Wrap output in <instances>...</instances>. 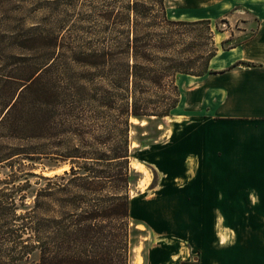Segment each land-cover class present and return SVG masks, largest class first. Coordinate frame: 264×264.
<instances>
[{
	"label": "rangeland",
	"instance_id": "obj_1",
	"mask_svg": "<svg viewBox=\"0 0 264 264\" xmlns=\"http://www.w3.org/2000/svg\"><path fill=\"white\" fill-rule=\"evenodd\" d=\"M133 1L135 0H0V118L4 113V104L16 86L38 62L43 60L46 55L43 53L45 45L52 36H55L58 41L54 54L64 55L69 66H73L72 60L69 59L71 53L78 49L89 50L96 46L108 45L115 36L121 35L122 29L130 28L135 14L128 10L126 4H132ZM137 2L139 35L145 37L146 32L152 30L153 42L161 45L169 41L163 16L177 19L179 17H175V14L188 13L183 7L184 4L198 3V0H164V11L158 0H137ZM204 4L200 5L202 10L211 9V5ZM128 12H130L129 20L126 17ZM153 20L155 22L163 20V22L158 26L154 25L155 22L151 27L148 26V22L151 23ZM223 20L226 19L216 18L213 22L209 20L210 29L204 23L169 25L168 30L172 32L173 38L169 42L174 41L176 48L180 50L191 47L188 52L196 57L194 60L196 70L203 71L206 66L205 61L216 53L220 45L227 47L234 42L232 37L223 38L220 41V31L227 27V22L226 26L220 24ZM238 36H243V33ZM155 53L159 57L156 67L166 64L160 59L167 56L166 50ZM139 63L144 65L146 60L139 57ZM184 78V73H179L174 81L179 87L180 96L185 87ZM170 79V74L165 72L162 79L163 86L158 93L154 88L149 89L144 86L149 84L148 80L142 81L138 96L149 99L150 108L161 110L169 101L162 95L169 94ZM66 80L58 78L60 87L68 86ZM189 80L192 81L193 77L189 76ZM85 91L89 98L93 92L91 86ZM97 96L99 97L98 94ZM83 102L84 106L79 112L85 116L84 124H93L94 134L103 136L104 130H109L108 120L104 119L107 109L99 105L98 100L85 99ZM92 105L101 114L93 116L92 114L96 111L91 112ZM181 109L182 100L177 102L169 115L150 114L143 116L144 118L130 115L129 166L135 171V180L129 184L128 188L130 205L127 234L122 226L118 227L116 224L113 225L115 229H111L107 219L95 220L98 226L95 242L98 243L99 248L105 250L100 264H151L152 260L161 259L173 249H177L171 256L173 257L171 261H175V255L177 259L183 257L181 246L185 248L188 240L192 239L195 244L197 238L209 234L207 229L202 228L205 216L203 214L189 215L188 208H183L185 194L196 189L195 186H186L184 189L181 185L169 186L167 181H164L170 177L172 171H179L182 165L181 121H176L173 115ZM65 112H68V109L59 106L54 129L61 132L59 138H67L70 130H74L75 126V121L66 119ZM111 112L117 111L111 110ZM33 124L29 119L20 116L13 126L8 122L0 125V158H4L0 161V178H3L0 187H3L6 192L23 180V174L26 171L53 175L61 174L65 169L69 170V163L52 152L54 148L65 150L66 138H62L64 143L50 147L46 139L40 136L18 137L10 131L27 130V132L38 134L41 128ZM83 129L87 128L84 126ZM85 138L89 139L90 135L86 134ZM69 144L74 147L82 146L76 138H72ZM188 161L197 165L196 155H190ZM13 172L18 174L14 180L10 178ZM28 177L32 182L30 189L43 186L46 182L37 175L28 174ZM67 178L68 175L58 178L57 181L66 183ZM156 184L160 186L154 188ZM27 188L25 186L15 192L18 202L15 211L23 213L27 209V213L19 216L7 214L0 218V262H5L10 255L16 254L21 244L33 242L35 238L29 236L30 226L42 222L45 217L41 210V203L38 204L43 199L35 202L33 190L24 193L28 190ZM73 194L74 209L68 214L58 213L61 225H69L70 228L76 227L80 213L89 210L104 195H110V191L107 186H104V189L98 193H83L73 189ZM67 195L68 193L60 190L57 193L59 202H63ZM2 202L8 205L10 194L2 196ZM198 202V199L193 200L194 210ZM187 203L186 199V205ZM215 226L218 228L219 223L217 222ZM33 252L30 264L38 261L37 251Z\"/></svg>",
	"mask_w": 264,
	"mask_h": 264
},
{
	"label": "trees",
	"instance_id": "obj_2",
	"mask_svg": "<svg viewBox=\"0 0 264 264\" xmlns=\"http://www.w3.org/2000/svg\"><path fill=\"white\" fill-rule=\"evenodd\" d=\"M158 2L164 11L163 0ZM137 6V0L132 4H126L128 10L135 14L130 28L122 29L121 35L115 36L108 45L96 46L89 50L78 49L71 53L69 59L72 60L73 66H69L64 55L54 54L58 41L52 36L45 45L43 53L46 55L43 60L22 79L23 81L16 86L4 104L0 125L8 122L13 126L20 116L27 118L34 123L33 125L41 128L40 132L34 134L27 130H10L13 131V135L25 138L40 136L46 139L50 147L64 143L62 138H66H59L61 132L54 130L59 106L68 109L70 114L65 112L66 119L75 121V126L65 139L67 143L65 150L54 148L55 150L52 151L55 156L69 163V170L65 169L63 173L53 175L30 170L24 172L23 180L10 187L9 192L0 187V218L7 214L19 216L27 213V209L23 213L15 211L18 204L15 192L25 186L28 190L24 193L34 191L35 202L43 199L38 204L41 203V210L45 215L42 222L30 226L29 236L34 237L35 240L21 244L16 254L10 255L7 261L0 264H30L33 251L38 253V261H34V264H100L105 250L99 248L98 243L95 242V232L98 228L95 220L107 219L111 229H115L113 225L116 224L118 227L122 226L127 234L130 205L128 188L135 180V171L129 166V117L133 115L144 118L143 116L150 114L161 116L171 114L180 98L179 87L174 82L176 76L179 73H201L200 70H196L194 64L196 57L188 52L191 47L180 50L176 48L174 41L169 42L173 39L172 32L168 30L169 25L204 23L209 29L211 28L208 19L186 20L163 16L169 41L160 45L153 42L152 30H148L145 37L139 35L140 21L136 16ZM126 17L127 20L130 19V12ZM153 22L155 21L148 22V26L151 27ZM162 22L163 20H159L154 25L158 26ZM160 50L167 52V56L160 58L166 64L156 67L159 57L155 52ZM139 57L146 60L144 65L139 63ZM210 57L205 61L206 64ZM165 72L170 74L171 82L168 87L169 94L162 97L169 101L161 110L152 109L149 106L150 100L138 96V90L142 81L148 80L149 84L144 86L149 89L152 87L158 93L163 86L162 79ZM59 77L67 79L65 82L69 89L60 87L57 81ZM89 86L93 92L87 98L85 90ZM85 99L98 100V104L107 109L104 119L108 120L109 130H104L103 136L94 134L93 124L87 125L83 122L85 116L79 111L84 106ZM94 107L90 106V110L92 113L96 111L92 114L96 117L101 113ZM111 110L117 112L112 113ZM84 126L87 129H83ZM86 134L90 135L89 139L85 138ZM72 138L79 140L82 146H71L69 143ZM2 159L4 158H0V161ZM28 174L46 180L45 184L30 189L32 182ZM17 175L13 172L10 178L14 180ZM67 175L66 183L57 181L58 178ZM2 179L0 178V182ZM104 186L109 188L110 195H104L89 210L80 213L76 227L61 225L58 213L68 214L74 209L73 189L83 193H98L104 189ZM60 190L68 193L61 203L57 197ZM7 194H10L8 205L2 202V196ZM181 264H197V261H182Z\"/></svg>",
	"mask_w": 264,
	"mask_h": 264
},
{
	"label": "crops",
	"instance_id": "obj_3",
	"mask_svg": "<svg viewBox=\"0 0 264 264\" xmlns=\"http://www.w3.org/2000/svg\"><path fill=\"white\" fill-rule=\"evenodd\" d=\"M183 7L188 13L175 17L226 19L220 41L234 42L220 45L201 73H184L182 109L173 114L181 121L182 165L164 180L195 186L183 208L203 214L209 234L182 245V258L171 261L173 249L151 264H264V0H198ZM192 154L197 165L188 161Z\"/></svg>",
	"mask_w": 264,
	"mask_h": 264
},
{
	"label": "built area",
	"instance_id": "obj_4",
	"mask_svg": "<svg viewBox=\"0 0 264 264\" xmlns=\"http://www.w3.org/2000/svg\"><path fill=\"white\" fill-rule=\"evenodd\" d=\"M220 24H221L222 26H226V21L223 20L222 22H220Z\"/></svg>",
	"mask_w": 264,
	"mask_h": 264
}]
</instances>
